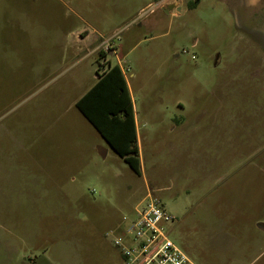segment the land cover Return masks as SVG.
Instances as JSON below:
<instances>
[{"label":"rangeland","instance_id":"rangeland-1","mask_svg":"<svg viewBox=\"0 0 264 264\" xmlns=\"http://www.w3.org/2000/svg\"><path fill=\"white\" fill-rule=\"evenodd\" d=\"M192 1L0 0V264H124L147 190L195 264H264V0ZM109 64L139 174L75 106Z\"/></svg>","mask_w":264,"mask_h":264},{"label":"trees","instance_id":"trees-1","mask_svg":"<svg viewBox=\"0 0 264 264\" xmlns=\"http://www.w3.org/2000/svg\"><path fill=\"white\" fill-rule=\"evenodd\" d=\"M198 1L193 0L189 6L194 7ZM99 52L103 55V50ZM75 106L112 150L139 174L133 104L120 66L109 64L105 71L97 73L96 82L76 100Z\"/></svg>","mask_w":264,"mask_h":264},{"label":"built area","instance_id":"built-area-1","mask_svg":"<svg viewBox=\"0 0 264 264\" xmlns=\"http://www.w3.org/2000/svg\"><path fill=\"white\" fill-rule=\"evenodd\" d=\"M108 40L103 45L113 51ZM172 222L176 219L148 191L134 207V216L124 217L123 225L110 231L112 244L119 249L124 264H195L168 237L167 225Z\"/></svg>","mask_w":264,"mask_h":264},{"label":"crops","instance_id":"crops-1","mask_svg":"<svg viewBox=\"0 0 264 264\" xmlns=\"http://www.w3.org/2000/svg\"><path fill=\"white\" fill-rule=\"evenodd\" d=\"M173 5V4H172ZM174 6V5H173ZM114 51L115 50H113V51H108L107 53L109 54V55H112L113 53H114ZM120 66V65H119ZM121 67V66H120ZM124 74V73H123ZM125 77V76H124ZM125 80H126V78H125ZM126 83H127V81H126ZM127 86H128V83H127ZM128 89H129V86H128ZM129 92H130V89H129ZM130 96H131V93H130ZM131 100H132V96H131ZM132 104H133V101H132ZM133 111H134V105H133ZM134 122H135V129H136V142L138 143V138H139V133H138V123H137V118H136V115H135V112H134ZM137 147H138V144H137ZM101 149V151L103 152V149L102 148H100ZM139 150V149H138ZM104 151H106V149L104 150ZM146 192H148V190L146 191ZM118 228V227H117ZM258 230H262V229H260L259 227H258Z\"/></svg>","mask_w":264,"mask_h":264},{"label":"water","instance_id":"water-1","mask_svg":"<svg viewBox=\"0 0 264 264\" xmlns=\"http://www.w3.org/2000/svg\"><path fill=\"white\" fill-rule=\"evenodd\" d=\"M168 8H169V9H172V8H173V5H172V4H171V5H169V6H168Z\"/></svg>","mask_w":264,"mask_h":264}]
</instances>
